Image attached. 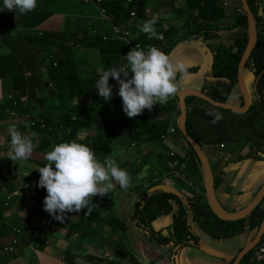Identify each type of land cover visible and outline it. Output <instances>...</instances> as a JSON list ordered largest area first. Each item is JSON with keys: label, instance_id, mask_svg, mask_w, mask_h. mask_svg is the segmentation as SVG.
<instances>
[{"label": "clouds", "instance_id": "obj_1", "mask_svg": "<svg viewBox=\"0 0 264 264\" xmlns=\"http://www.w3.org/2000/svg\"><path fill=\"white\" fill-rule=\"evenodd\" d=\"M83 1L93 7H86L88 5L82 4L80 0H76L73 6H80L78 14L76 15L78 18L77 21H71L70 17L72 14L68 12V14H66V12L62 10L52 11L49 6H41L43 10L39 11L45 12L47 17H44L43 21L39 20L36 26L27 28L28 32H31L33 36L39 37L47 32L57 33V30L62 31L64 27L67 33H62V35L80 31L79 37L82 38L85 33V35L90 37L91 44L90 46L81 45L79 49L85 51L87 47L99 46L104 65L108 59H118V65L116 66L109 69H97L99 78L96 80L95 88L90 87L86 91L88 95H83L84 101H82V104L91 109L87 104H94L95 101H97L98 105L107 106L109 113H116V117L120 118L124 116L126 119L130 118V120H136L137 122L141 121L144 117L148 119L158 117L164 119V121L169 119V127L161 135V142L165 146L169 144L172 151L171 154L181 155L171 143V137L178 134L179 130V94L185 89L188 90L184 95L188 119V113L192 110L191 107L195 104H200L197 100H205L195 91L203 92V88L207 87L206 82L209 77L206 72L198 73L199 66L196 62L198 51L202 49L201 46L206 47V52L210 54L209 63L211 66L216 45L209 47L208 42L205 43L198 37L199 31L196 23L184 10L185 0H182L184 5L183 8L172 16L163 12L162 9L161 12L155 11V9L159 7L155 6L159 4V0ZM110 3L114 5L115 12L111 11ZM222 3L225 9L227 6H235V16L239 13L247 15L241 0H222ZM37 6H40L39 0H3L0 11H14L18 19L20 15H25L31 11L37 10ZM96 10L100 11L103 18L111 23L109 29L104 28L103 25L98 22L99 18L95 15ZM47 11L50 12L47 13ZM235 16L229 19V26L233 23ZM75 21L76 24L73 27ZM201 21L208 25L210 23L209 19H203ZM53 27L54 29L51 30ZM245 29L246 27L241 26L229 29L228 32L230 34L235 32L240 34V32H244ZM219 33L224 34L226 31ZM247 33L250 40L249 21ZM223 42L230 45L229 39H225ZM248 45L249 41L246 49ZM70 55L72 56V54ZM74 63L75 60L72 59L69 67H72ZM52 64V62H47L45 66L41 67L39 75L42 80L50 81L52 66H58L57 62ZM210 66L208 67V71ZM204 74L206 75L203 79L198 78ZM248 74H251L253 77L252 84H248L247 82L246 78L249 77H246V75ZM27 76L32 77V73H28ZM244 76L252 97V103L248 110L245 112L233 111L239 116V120L228 122L219 133L220 135H217L215 140L209 145H201L196 141L205 152L208 159L210 169L213 173L216 197L217 189L214 169L219 168L215 165L221 163L220 157L224 154L222 151L223 148H227L229 151L233 152L232 148L234 146L243 145L242 149L250 146L253 151L257 150L259 157L252 158L255 159L253 165L248 163L246 166V173L242 176L241 173L238 175L237 171L232 169L237 166L233 163L223 165L219 168V171L223 169H232L237 173L238 178H240V176H246L244 179L245 184L252 183V181H249L251 178L248 179L249 176H252L253 172L260 164V161L264 162V138L260 139L256 137V134H260L256 129L264 128V126L259 125V117L262 116L257 115V111H255L254 108L251 109L254 102L251 89L254 87L255 78L251 71L244 74ZM185 79L191 81L190 84L185 85V82H182ZM212 80H215V78H212ZM114 82H117V84L113 85ZM213 82H216V80ZM238 87L240 99L242 93L239 83ZM116 89H119L118 95L122 98V101L117 97ZM173 102L177 104V108L167 111L166 108L171 106L169 103ZM224 102H231L240 107L244 105V99L242 103L241 99L238 102L235 100L233 101L231 98ZM256 104L259 103L256 102ZM90 111L95 117L96 114L92 110ZM238 113L247 115L246 118L249 119V121H247V126L241 121V119L245 118H242ZM209 114L212 113L210 112ZM39 118V114H27L26 117H19L17 120L14 119L11 123L5 121L2 125V130L7 128V132L10 136V146L8 151L3 149L4 141L3 136L1 137L0 134V182L6 183L2 191L7 194L6 200L2 202L3 206H0V262L1 259H3L4 252L13 253L18 250L22 253L19 264H41L45 252L49 248L50 239L52 238L53 240L55 234L61 233L60 229L80 228L81 230H87L94 225H101L106 226L109 230L113 225L106 221H100L96 217L93 209L98 208L100 204L103 203L104 195L109 193L114 194L111 191L114 190L117 183L125 190L131 183L127 165L124 166L127 168H123L122 165L121 167L113 155H96L94 150L86 142V136L82 137L81 135H77L76 138H68L65 135L67 131L66 127L55 115L52 124H50L49 116L45 114L43 127L48 130L45 136L46 143H44L35 154H32L37 147V144L34 143L37 134L35 132L25 134L18 128L26 126ZM85 118L88 119L89 114H87ZM215 119H222V115L215 114ZM250 120L253 122H250ZM14 123H17V125H11ZM248 126L253 127L252 131L247 130ZM93 132L96 133V136L99 133V129L97 132L92 130V133ZM50 136L55 137L53 142L48 139ZM256 140L259 141V146L256 144ZM137 144L138 141L135 140L133 147H137ZM148 151H150V149L141 150V152H139L140 156L135 160L139 164V166L136 165L138 171L142 170L144 166L148 164L146 162L142 164L141 160V157L149 154ZM154 153L155 157L157 156L156 159H158V153ZM121 156L123 159L134 164L130 161V154ZM181 156L185 157L186 155L184 154ZM228 156L229 154L227 153V157ZM247 162L240 160V165L237 167L240 168L243 163ZM152 170L153 168H151V172ZM198 171L202 179L201 183L205 188V175L200 159ZM263 172L264 170L261 173ZM166 173L174 177L181 176L180 172L171 174L166 170ZM153 179L154 178H152V180ZM153 181L157 183L161 180L156 181V179H154ZM263 185L264 184L261 185L259 191ZM231 186L232 190H236L238 193L237 185L232 184ZM255 189L248 191V187H246L243 189L240 196L246 195L249 192L253 194ZM191 193L197 195L203 194L201 190L189 192L188 196L192 199L195 198V196L191 195ZM257 194L253 197L255 198ZM138 195L139 194H137V196ZM204 197H206L205 200L208 202L206 192L204 193ZM263 199L264 195L261 202ZM261 202H259V204H261ZM259 204L256 207H258ZM249 205H247V207ZM91 210H93V212H91ZM242 210L243 209L229 214H237ZM81 211V216L77 217L76 215ZM251 214L246 218L250 217ZM162 217H171V220L159 227H155L154 223ZM160 218L153 223L156 229L173 222L172 215L161 216ZM239 220H230L226 222L235 223ZM259 220L260 217L258 223ZM263 221L264 215L259 225L252 231H249L250 227L245 226V231L241 232V234H236V238L228 234L229 238L220 237V239L211 237L205 231V226L202 227L199 222L193 225L184 238L172 248L156 240V236L158 235L150 237L138 231L132 224V221L131 225L134 226L136 231L147 237L150 243L160 247V250L163 251L162 254L155 256L147 264H160L165 260L167 264H187L188 255L193 251L200 252V247H203V240L211 242L222 240L225 250L230 248L228 254L214 252L211 248L214 252L212 256H209V258L212 259V264H232L240 251L244 247L252 245L253 241L256 242L245 257L253 250H255V253L253 254V260L247 264H264ZM133 226H131V228ZM115 230L117 232L120 231L119 228ZM79 235L83 236V233H79ZM148 240L146 241L147 243ZM83 246L88 248L85 244ZM76 254L78 255L79 251H77ZM77 259L78 263L90 264L83 261V258L77 257ZM243 259L239 264L242 263ZM5 264H10V261H5Z\"/></svg>", "mask_w": 264, "mask_h": 264}, {"label": "trees", "instance_id": "obj_2", "mask_svg": "<svg viewBox=\"0 0 264 264\" xmlns=\"http://www.w3.org/2000/svg\"><path fill=\"white\" fill-rule=\"evenodd\" d=\"M70 2L73 4L76 0H44L46 5L53 6L55 2ZM106 1V0H105ZM3 0H0V6ZM248 4L254 13L259 30V37L255 48L253 49L248 61L244 68V74L251 71L254 75V87L251 89L253 96V104L251 109L256 105V102L261 104L258 108L257 115L263 117L264 115V0H248ZM128 6V5H125ZM111 11L115 12L114 5L110 3ZM38 16H43L44 12L41 6H37ZM185 12L193 19L197 25L199 31L198 37L208 42V46L212 47L216 45L214 58L211 61V66L206 74L209 76L207 79V87L203 88V92L208 94L214 99L220 101H228L231 98L234 87L238 88V75L237 68L239 61L246 49L249 41V35L247 33L248 19L246 14H236L233 23L229 26L226 25L221 30L226 33H219L220 22L227 17L226 9L222 3V0H185ZM35 11V10H34ZM34 11H31L33 13ZM50 11H47V13ZM47 17V15L45 16ZM209 19L210 24L203 23L201 20ZM42 21L44 20L41 19ZM246 27L244 32L237 34H230L229 29L236 27ZM27 26L23 31H28ZM80 31L72 32L69 34H63L60 37L56 33L47 32L39 37L31 36L28 33H22L21 36L16 35L12 43H4L5 40L10 38L7 34L3 37L0 48H4L8 55L1 58L0 62V80L3 81L2 86L6 89L5 99H0V120L7 115L12 114L13 118L17 120L19 117H26L27 114L36 115L41 114L40 118L34 120L26 126H21L18 129L25 134L35 132L37 134L34 143L37 147L32 154H35L40 147L46 143L45 136L48 130L43 127V119L45 114L49 116V123L52 124L54 115L58 120L66 127L67 131L65 135L68 138L86 134V142L94 150L96 155H112L114 147L123 146V139L125 136L133 140L128 147H133L135 140L138 142L145 141L146 143H159L161 142V135L169 127V119L153 117L148 119L142 118L141 121L130 120L121 116L116 117V113H109L108 107L98 105L97 101L94 104H87L91 109L82 104L84 101L83 95H88L86 92L90 87L95 88L96 80L93 81L84 80L77 71L75 64L69 67V64L74 59L73 53L74 47L85 45L90 46L91 39L87 35L79 37ZM225 39L230 40V45L225 44ZM61 42L63 46L67 44L68 51L63 53L61 50ZM72 49V53H71ZM63 53V54H62ZM72 54V56L70 55ZM47 62L58 63V66H52L50 73V81L45 82L46 91H50V99L55 100L60 98L63 103L67 100L70 102V107H57L51 105L43 96L39 93V90H43L42 79L39 75L41 67L45 66ZM118 65V59H108L105 62L104 68H111ZM32 73V77H28L27 74ZM198 77L203 79L205 75ZM215 78L216 82L210 81ZM53 83L57 84L58 91L54 90ZM117 97L122 101V98L118 95L119 89H116ZM241 103L243 102L242 96L240 97ZM206 104H195L189 111L187 119V130L189 135L201 145H209L213 142L214 135H217L223 130L228 122L238 121L239 116L228 110L220 111L221 107H209V102L203 100ZM171 106L166 110H175L177 104L169 103ZM92 110L96 116L91 113ZM179 112V111H178ZM212 114H209V113ZM89 114V118L86 119V115ZM215 114H221L222 119L216 120ZM53 115V116H52ZM190 119L196 121L195 131L190 129ZM250 122H253L250 120ZM17 125V123L11 124ZM10 125V126H11ZM230 127V126H229ZM94 128L99 129V133L96 136L91 135ZM5 129V128H4ZM203 130V131H202ZM3 141L5 151H8L10 146V136L6 129L4 130ZM178 133L187 142L189 152H186V156L179 154H167L169 162H165L163 157L158 154V160L161 162L164 168L169 173L175 174L181 173L179 182L185 187L186 192L183 189L174 188L168 186L166 183L153 182L148 187L139 186L138 196L130 213L132 224L141 233L150 237L156 236V240L164 244L167 247H174L182 238L188 233L191 227L195 224L201 223L202 227L208 226L205 230L211 237L220 239V234L224 233V227L226 224L232 226V234H241L245 231V226L250 227L249 231H252L257 227L263 218L264 199L258 207L253 211L250 217L246 221L243 219L235 222L228 223L219 219L215 213L211 210L206 197H204L205 188L200 181L201 176L198 171L199 159L198 156L183 134L178 130ZM214 134V135H212ZM217 136H215L216 138ZM258 138H264V133L256 134ZM82 141V140H80ZM256 144L259 146V141L256 140ZM139 145V144H138ZM137 145V146H138ZM243 145L237 146L238 149H242ZM128 151V148L126 149ZM141 151V150H140ZM224 154L220 157V162L226 161L225 165L233 163L234 165H240V157L235 153L229 151L227 148L222 150ZM229 156L227 157V153ZM257 153V150L254 151ZM122 155L127 156V153ZM189 155V156H188ZM130 164H132L130 162ZM223 164V163H221ZM127 168V167H123ZM154 168L151 172L153 174ZM199 184L203 194H196L195 198L188 196L191 190L195 189V185ZM259 187L253 191V194H257ZM172 188L174 189L173 191ZM203 188V190H202ZM0 206L3 203L0 202ZM115 196L112 193L103 196V203L98 208H94L96 217L100 221H106L112 224L115 229H120L121 232L126 229V225L120 222L115 216ZM91 210V212H93ZM114 212V214H113ZM90 214V213H88ZM87 214V215H88ZM172 215L173 222L166 224L164 227L156 229L153 226L155 220L161 216ZM260 217L259 223L258 219ZM240 230V231H239ZM229 238L226 235V238ZM225 238V237H223ZM121 256L131 255L129 250L121 242L117 251ZM253 250L242 261V264H247L253 260ZM251 259V260H250ZM1 261H4L1 259ZM5 262V261H4ZM116 264V263H113Z\"/></svg>", "mask_w": 264, "mask_h": 264}, {"label": "rangeland", "instance_id": "obj_3", "mask_svg": "<svg viewBox=\"0 0 264 264\" xmlns=\"http://www.w3.org/2000/svg\"><path fill=\"white\" fill-rule=\"evenodd\" d=\"M42 0H39V2H41ZM82 4L88 5L87 3H85L83 0H80ZM74 4H71L70 2H55L53 3V6H49V8L52 11H56V10H62L65 11L66 14H72L70 17L71 21L74 20H78L77 18V14L79 11V7L80 6H73ZM155 6H159L158 8L155 9V11L161 12V9L163 12H165L166 14L172 16L174 14H177V12H179L182 8H183V3L182 0H159V4H156ZM86 7H93L92 5H88ZM161 7V8H160ZM68 12V13H67ZM226 13H227V17L222 20L220 22V25L217 24L218 28H219V32H223L221 30V28H223L224 26L229 24V19H231L232 17L235 16V6H227L226 7ZM99 20L98 22L101 23L103 25L104 28L109 29L111 27V23L103 18V15L101 14L100 11L96 10V14H95ZM76 21L73 24V27L76 24ZM208 22V21H207ZM210 24V23H209ZM221 26V28H220ZM54 27L51 29L53 30ZM62 33H67L66 28L64 27L61 30H57L56 35L58 37H60L62 35ZM233 34H237L239 35V33H233ZM232 34V35H233ZM80 46L74 47L75 51H74V60H75V66L77 68L78 73L80 74V76L86 80V81H93L97 78V69L99 68H104V63H103V56L101 54V50L99 48V46H91V47H87L84 50L79 49ZM202 49H200L198 51V57H197V64L199 66V71L198 73H205L208 71V67L210 66L209 63V58H210V54L206 52V47L205 46H201ZM61 50L63 51V53L68 51L67 48V43L65 44V46H63V43L61 42ZM62 53V54H63ZM209 63V66H208ZM48 76V75H47ZM247 82L248 84H252L253 82V77L251 76V74L247 75ZM196 80V79H193ZM210 81H215V80H210ZM182 82H185V85L190 84L191 81H189L188 79L183 80ZM3 81H0V99H5V93H6V89L3 88L2 86ZM117 82H114L113 85H116ZM53 88L54 90L58 91V86L57 84L53 83ZM43 96L47 99V101L49 102V104L51 105H56L57 107H66L69 108L70 107V102H68V100L63 103L61 100H59L60 98H56L55 100L50 99V91H43ZM240 96V91H239V87H234V90L232 91L231 94V99L234 101H240L239 99ZM198 103L200 104H206L203 103L202 99H198L197 100ZM257 105V104H256ZM209 107H216L215 105H213L212 103H210V105L208 104ZM256 106H254L253 108L255 109ZM220 111H225L224 109L220 108ZM233 112V111H232ZM242 118H246L247 115L244 113H238ZM53 116V115H52ZM11 118H13L12 114H7L2 118V121L0 120V131L2 130V125L4 124L5 121L10 120ZM259 125L260 126H264V115L263 117H259ZM196 126V121L194 119H190V129L195 131L194 128ZM7 129V128H5ZM4 129V130H5ZM253 127L248 126L247 130L248 131H252ZM93 130H95L96 132L98 131V128H94ZM203 131V130H202ZM95 132L91 133V135L95 136ZM214 135V134H212ZM220 135V134H217ZM214 135L213 138L215 140V136ZM82 137H85L86 134L82 133L81 134ZM50 141H54L55 137L54 136H50L48 138ZM213 140V141H214ZM133 142V140L127 138V136L124 137L123 139V146H119V147H114V152L112 153L113 157L117 160V162L120 164V166L122 165L123 167L125 165H127V171L130 174L131 177V183L130 186L125 190L122 189L118 183L116 184V187L114 188V190H112L111 192H113L115 194V198L121 199L123 201V204L118 200L115 199V201L117 202V206H116V210L118 212L119 215V220L120 222L125 223L128 227L131 228V221L129 223V217L127 216V206L128 204L130 205V213L132 212L134 203H135V199L136 196L138 194V187L139 186H144V187H148L149 185H151L154 181V179L157 180H161L163 181V183H166L168 186H172L174 188H178V189H183L184 192H186V189L184 186H182L179 182V177H174L168 173H166V168L163 167V165L161 164V162L156 159L157 156L155 157V153L160 154L165 162H169V158L167 157V154L169 153V151H171L169 144L167 146H161L159 143H146L145 141L143 142H138V146L137 147H128L129 144ZM171 143L175 146L176 151L179 152L181 155H186V152H189V148H187L188 144L187 142L182 138V136L178 133L175 134L171 137ZM0 145H1V138H0ZM128 148V151H126V149ZM148 147V148H147ZM146 149H150V151H148L149 154L145 155L144 157H141L142 160V164L144 162L148 163L146 166H144V168L140 171H138L137 166H139V164L135 161L136 158H138L140 156L141 152L140 150H146ZM233 153H235V155L240 156V160H242L243 162H247L248 160H250L247 163H243L241 165V167H233L232 169H235L236 171H238V175L242 172V173H246V166L248 165V163L250 165H253L254 160L252 158L255 157H259V155L257 153H255L252 148L250 146H247L245 148H243L242 150L238 149L237 146H234L232 148ZM127 153L130 154V161H132L134 164L130 165V162H128V160L123 159V157L121 156L123 153ZM134 153V156H133ZM172 153V151L170 152V154ZM105 156V155H103ZM189 156V155H188ZM117 157V158H116ZM106 158V157H105ZM135 161V162H134ZM121 166V167H122ZM151 168H154V172L153 174L151 173ZM264 170V162L260 161V164L257 166L256 170L253 172L252 176H249L248 179H250L249 181H252V183H247L245 184V187H248V191L249 190H253L255 188H257V186H260L262 184H264V172L261 173ZM223 172L224 171H219V168L214 169V177H215V183H216V189L218 190L219 188V184L221 183L222 177H223ZM241 173V174H242ZM238 175L237 178L238 179ZM152 178H154L152 180ZM201 182V181H200ZM6 185V183L4 182H0V202H3L6 200L7 198V194L4 193L2 191L3 187ZM195 189L191 190V191H198L201 190L199 189V184H196ZM174 189L172 188L171 191H173ZM203 190V188H202ZM191 195L196 196V194L191 193ZM258 195V194H257ZM256 195V197H257ZM233 196V197H232ZM235 197V195L233 194V190H232V186H230L226 192V194L224 195H217V200L219 201V204L221 205V207L228 213H235L240 211L243 207H240L238 209V205L236 203H233L232 207L227 206L225 204V200L227 199H231L233 200ZM264 210V208L262 209V211ZM82 214V211L79 212L76 216L80 217ZM246 218V217H245ZM171 220V217H162L159 220H157L154 225L155 227H159L163 224H165L167 221ZM246 219H243V221H246ZM112 228H110L108 230L109 233L113 234V236L116 238H121L122 241L126 244H128L131 240V244H130V248L129 251L132 253H136V248L134 247L135 242L136 244L139 243V241L137 240L136 237H134L132 235L133 229L130 231L128 229L123 230V232H117L115 230V228L113 226H111ZM208 226H205V229L207 230ZM224 233L226 234H220L219 237H226V235L228 234H232V226L226 224L224 227ZM233 238H236V234L233 233ZM247 239V238H246ZM245 239V241H246ZM134 240V241H133ZM245 243V242H244ZM202 245L203 247H200V254L205 256V257H209L212 256L214 252H222L225 254H228V251L230 250V248H228V250H225V246L223 245V241H215V242H211L208 240H203L202 241ZM211 248L213 249V251L211 250ZM249 256H247V260H248ZM251 260V259H250ZM117 264H127L125 262L119 261L117 260L116 262ZM242 264V263H241Z\"/></svg>", "mask_w": 264, "mask_h": 264}, {"label": "crops", "instance_id": "obj_4", "mask_svg": "<svg viewBox=\"0 0 264 264\" xmlns=\"http://www.w3.org/2000/svg\"><path fill=\"white\" fill-rule=\"evenodd\" d=\"M39 3L40 6H50L46 5L44 0ZM2 4L3 3H1V5ZM45 16L46 13L44 12V15L39 17L38 11L35 10L33 13L29 12L25 15H20L17 19L16 13L14 11H0V44L2 43L3 37L5 38L7 34L10 35V38L5 40L4 43H12L14 37L16 35L21 36L22 33H28L29 35L33 36L31 32L23 31V29H25L27 26H36L39 23V20L43 19ZM6 55H8V52L4 48H0V62L1 58L5 57ZM45 82L47 81L42 80L43 90H39L40 94H43V91H46ZM259 106H261V104H257L255 109ZM39 115L41 116V114ZM13 120L14 118H11L7 122L11 123ZM241 121L245 126H247V121H249V119L245 118L241 119ZM256 131L264 133V128L256 129ZM4 133V129L0 131L1 135ZM221 163H218L215 166L221 168L223 165H225L226 161H222ZM222 171H224L223 177L217 190V195L221 196L226 194L228 188L232 184H236L238 187V193L236 190H234L233 194L235 195L237 193L234 199L225 200V204L227 206L231 205L232 207L233 203H236L238 205V209L240 207H243L242 209H244L254 198V194H252V192L240 196L245 187L244 179L246 176L241 177L244 174L241 172L242 174L240 178L236 179L238 171L237 173L232 169H223ZM118 200L123 204L121 199ZM115 205L117 206L116 201ZM127 206H129L127 207V216L129 217L130 223V205L128 204ZM114 210V215L119 220L116 207ZM126 229L130 231L133 229L132 235L139 241L138 244L135 242L134 245L136 248V253L129 251L131 255L121 256L117 252L119 243L121 242L129 250L132 240L126 244L121 238L115 239L113 234L108 232V228L106 226L94 225L87 230H81L80 228L60 229L61 233L55 234L53 236V240L52 238L50 239V244L48 245L49 248L46 250L41 264H81L78 263L77 257L83 258V261L90 264H113L116 263L117 260L127 264H147L155 256L163 253V251L160 250V247L150 243L147 237L136 231L134 226L130 228L126 225ZM79 233H83V236H80ZM147 240L148 243L146 242ZM84 244L88 248L83 246ZM77 251H79L78 255L76 254ZM21 256L22 253H20L18 250L13 253L4 252L3 260L10 261V264H19ZM4 261H1L0 264H5ZM160 264H167L166 260ZM187 264H212V259L201 255L198 251H193L187 257Z\"/></svg>", "mask_w": 264, "mask_h": 264}, {"label": "water", "instance_id": "obj_5", "mask_svg": "<svg viewBox=\"0 0 264 264\" xmlns=\"http://www.w3.org/2000/svg\"><path fill=\"white\" fill-rule=\"evenodd\" d=\"M243 8L247 12L248 21H249V29H250V40L249 45L244 52L243 56L241 57L238 68H237V75H238V83L240 86V90L244 99V105L238 106L231 102H224L215 100L208 94L203 93L202 91H195L197 94H199L202 98H204L206 101L212 103L215 106L223 107L230 109L235 112H245L248 110L252 103V97L249 92V89L247 87V82L244 76V68L246 65V62L253 50V48L256 45L257 38H258V30L256 26V21L253 15V12L247 2V0H241ZM188 92L187 89L183 90L179 94L180 99V117H179V130L182 132L184 137L189 141L193 149L195 150L197 156L202 162L203 165V172L205 175V188L208 198V203L212 211L217 215V217L221 220L230 221V220H239L247 217L251 212L254 210V208L261 202L263 195H264V185L262 186L261 190L259 191L257 197L254 198V200L250 203L248 207L243 209L241 212L237 214H229L227 213L219 204V201L217 200L215 189H214V181H213V173L210 169L208 159L205 155V152L202 150V148L199 146V144L191 138V136L187 132L186 123H187V107L185 105V99L184 95ZM262 228H264V221L262 223ZM256 241H253L252 245H248L247 247H244L237 258L232 262V264H239L240 261L245 258V256L251 251L252 246L255 244Z\"/></svg>", "mask_w": 264, "mask_h": 264}]
</instances>
